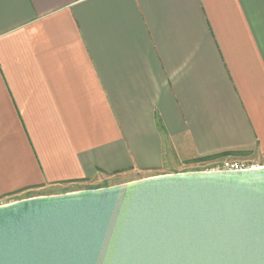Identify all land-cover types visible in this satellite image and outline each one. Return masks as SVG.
Returning a JSON list of instances; mask_svg holds the SVG:
<instances>
[{
  "label": "crops",
  "instance_id": "crops-1",
  "mask_svg": "<svg viewBox=\"0 0 264 264\" xmlns=\"http://www.w3.org/2000/svg\"><path fill=\"white\" fill-rule=\"evenodd\" d=\"M242 153L264 0H0V205Z\"/></svg>",
  "mask_w": 264,
  "mask_h": 264
},
{
  "label": "water",
  "instance_id": "water-1",
  "mask_svg": "<svg viewBox=\"0 0 264 264\" xmlns=\"http://www.w3.org/2000/svg\"><path fill=\"white\" fill-rule=\"evenodd\" d=\"M0 264H264V165L2 204Z\"/></svg>",
  "mask_w": 264,
  "mask_h": 264
},
{
  "label": "rangeland",
  "instance_id": "rangeland-1",
  "mask_svg": "<svg viewBox=\"0 0 264 264\" xmlns=\"http://www.w3.org/2000/svg\"><path fill=\"white\" fill-rule=\"evenodd\" d=\"M229 159L246 161V162H249L250 164L258 165V166L264 165V154H251V153H245L244 154V153H242V154H232L229 157L218 156V157H216L214 159L213 158L212 159H203V158H201L198 161H195L193 163L192 162H190L189 164L186 163V165L182 166L183 169H181V170H165L162 173L167 174V173L194 171V170H211L214 163L220 162V161H223V160H229ZM156 175H159V174H156ZM128 180L132 181L130 179H127V180L125 179L123 181L129 182ZM125 182H122V183H125ZM119 184H121V183H119ZM114 185H117V184H114ZM105 187H107V186H105ZM42 193H44V191L27 192V193H24V194L20 195V198L21 197H24V198L33 197V196L40 195Z\"/></svg>",
  "mask_w": 264,
  "mask_h": 264
},
{
  "label": "built area",
  "instance_id": "built-area-1",
  "mask_svg": "<svg viewBox=\"0 0 264 264\" xmlns=\"http://www.w3.org/2000/svg\"><path fill=\"white\" fill-rule=\"evenodd\" d=\"M256 167L258 165H253L246 161L229 159L214 163L211 170L240 171Z\"/></svg>",
  "mask_w": 264,
  "mask_h": 264
}]
</instances>
